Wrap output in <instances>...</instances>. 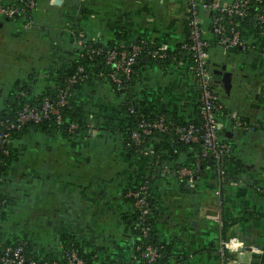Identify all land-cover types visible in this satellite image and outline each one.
<instances>
[{
  "label": "crops",
  "instance_id": "crops-1",
  "mask_svg": "<svg viewBox=\"0 0 264 264\" xmlns=\"http://www.w3.org/2000/svg\"><path fill=\"white\" fill-rule=\"evenodd\" d=\"M187 10V0H37L28 28L0 16V109L22 86L38 94L57 84L64 52L80 32L86 41H142L175 51L186 36ZM209 14L200 11L205 39L211 37ZM245 30L255 49L208 47L213 88L230 113L219 132L231 149L222 187L211 170L194 186L162 170L152 181L153 228L159 241L172 245L175 264H221V254L235 250L243 251L238 264H264V216L231 224L244 210L264 215V195L257 191L264 188V33L252 24ZM142 75L134 92L145 109L169 111L180 121L197 118L199 86L187 52L165 65L148 61ZM77 96L88 112L87 131L72 138L27 132L18 141L24 145L18 160L0 175L3 239L26 237L35 255L58 256L61 237L71 235L97 264H133L135 225L125 192L148 174L150 159L123 146V113L107 84L85 85ZM238 118L255 127L240 128Z\"/></svg>",
  "mask_w": 264,
  "mask_h": 264
},
{
  "label": "trees",
  "instance_id": "trees-1",
  "mask_svg": "<svg viewBox=\"0 0 264 264\" xmlns=\"http://www.w3.org/2000/svg\"><path fill=\"white\" fill-rule=\"evenodd\" d=\"M201 4L210 5L213 3L210 0H202ZM0 4H18L22 5L23 2H18L17 0H12L10 3H3L0 0ZM264 8V0H250L247 4L245 10V15H228L225 13H220L214 11L209 14V31L211 34L210 39H206L208 42V47L211 44L217 43V36L213 31V18L214 16H222L220 22L223 24L226 33L230 31L231 28L237 29L242 36H245V28L253 24L257 29V32L264 33V23L255 19L256 15L261 13ZM204 9V8H203ZM201 11V10H200ZM33 11L25 8L24 14H19L13 20L23 23L28 17L32 20ZM188 13L185 20L186 36L185 39L178 44L175 51H163V57L157 58L152 57L151 52L157 50L158 46H154L151 43H143L138 41L136 43L141 44V51L138 54L137 60L133 65L132 73L128 78H124L120 75L121 82L117 85L115 82L108 78V73L112 70V66L106 64V50L111 48H118L121 42H110L108 44H101L93 41H87L82 46H75L71 50H66L65 56L67 64L65 67L57 70L56 83L55 85L46 86L42 92L35 94L31 89L27 87L18 88L16 92H11L5 98L3 105L0 109V133L7 132L9 142H3L0 146V175L12 164L17 161L22 151L24 150V145L18 143L24 134L29 131H40L42 133L59 132L66 137H76L78 134L87 131L89 128L88 122V112L85 110L84 106L79 102L77 92L85 85L91 83H104L107 84L110 90L113 92L115 97L118 99V106L123 113V118L121 120L122 127L119 128V134L122 139L123 146L128 149L133 154L143 155L142 150L148 149L150 152L148 157L150 159V170L147 175H142L140 180L146 178L152 185L154 175L159 173L167 163H170L177 170L180 167H187L190 169H195L194 177L196 181L205 178L208 170L214 172L218 180V189L222 187L223 182L219 183V168L225 169L226 162L230 156V152L219 160L213 158H204L201 155L202 143L192 142L184 143L179 140L175 129L177 126H181L187 122H193L197 126H201L202 119L197 116L196 119L190 121H180L176 118L175 114L169 111H163L158 114H153L144 108L143 103L137 99L135 95V86L142 80V71L145 69L146 63L148 61H153L158 64H169L175 62L178 59V54L181 52H187L185 48L182 47L183 44L188 43ZM238 24V27H235ZM250 47V45H249ZM241 50L237 48H229L230 51L242 52L250 50ZM258 50V49H257ZM264 55V50H259ZM191 56V55H190ZM189 56V57H190ZM74 77L75 82H69L68 80ZM213 88V83L211 86ZM66 91V103L60 106V114L63 118L62 122H58L55 116H51L49 119H45L40 122H26L19 126H15L9 130H5L4 124L8 122H15L18 112L26 105L38 106L43 102L44 99L54 100L57 94L62 91ZM21 93H24L22 95ZM200 95V91H199ZM218 95V93H217ZM199 105V101H198ZM198 109V108H197ZM215 114V121L219 124L218 129V140L223 142L219 138L220 123L225 119L230 117V113L220 100L216 102V108L213 110ZM8 120V122H7ZM153 122L161 120L165 126V130L153 129L150 134H141L139 142H136L132 137L134 131H140L138 124L142 121ZM241 123H247L246 120L238 118ZM17 125V123H14ZM70 124H75L74 128H69ZM259 128L264 130V124H260ZM5 150L6 152H3ZM186 153V159L181 161L179 159L182 153ZM175 161V162H174ZM177 161V162H176ZM173 162V163H172ZM176 179L183 181L185 183V178L179 177L177 174L172 175ZM223 179H225V174H223ZM222 177V175H221ZM257 191L264 195V188L258 187ZM127 192V191H126ZM125 192V197L133 203V198L127 197ZM0 199V256L6 247H18L21 246L22 254L25 260H30L35 257L34 244L26 237H15L11 240H4L2 235V223L6 213L5 204ZM147 202L149 204L150 210L146 215L145 224L153 228L152 215L155 208V200L153 198L152 192H150L147 197ZM138 210L132 206V216L133 222L138 220ZM258 216H264L263 214H258V212H253L250 210H244L241 216L235 218L231 224L237 223L238 221H244L249 219H256ZM231 224L223 223L224 227H228ZM146 245H152L157 248L159 252V262L166 264H175L178 261V257L171 254V244L159 241L156 238L154 228L146 236H142L139 232V228L135 226V257L133 259V264H141V251ZM138 246V248H137ZM66 251H74L78 257L83 261V264H97L95 258L91 252L84 251L80 244L71 235H63L61 237V251L60 259L64 262V253ZM58 256L51 255H41L43 259L58 258ZM223 260L232 259L234 256L227 254H221Z\"/></svg>",
  "mask_w": 264,
  "mask_h": 264
},
{
  "label": "built area",
  "instance_id": "built-area-1",
  "mask_svg": "<svg viewBox=\"0 0 264 264\" xmlns=\"http://www.w3.org/2000/svg\"><path fill=\"white\" fill-rule=\"evenodd\" d=\"M18 2H23L22 5L16 4H0V16L6 19H14L19 14H24L25 8L30 11H33L36 7L37 0H17ZM250 0H234L228 3L213 2L210 5L201 4L200 0H187L188 2V29L189 42L182 45L183 48L189 54L192 61V70L193 76L195 77L197 84L199 86V105H198V116L202 119L201 126H197L193 122H187L181 126H177L175 132L179 140L184 143H192L200 141L202 143V152L201 155L204 158H213L219 160L225 155H227L231 149L230 146L225 142H220L218 140V129L219 124L215 121V114L213 110L216 108V102L218 95L214 89L211 88L214 70L208 67L207 58H208V42L203 37L202 27L200 24V10L206 9L210 13L217 11L220 13H225L228 15H245V10L247 4ZM258 21L264 23V8L261 13L255 16ZM222 16H217L213 18V31L217 36L218 45L224 47L225 49L229 48H239L241 50L255 49L256 46L247 41L245 36H242L237 29L231 28L228 33L220 22ZM32 20L26 18L22 23L23 27H30ZM253 25V24H252ZM235 27H238V24H235ZM83 35L79 34L80 38H74L75 46H82L87 41ZM146 43V42H143ZM141 44L133 43L129 46L121 43L118 48H111L106 50V64L112 66V70L108 73V78L115 82L117 85L120 84L121 79L120 75L124 78L132 73L133 65L135 64L138 54L141 51ZM259 50H264L259 48ZM163 47H157V50L151 52L152 57L161 58L163 57ZM261 57L264 58L262 52H260ZM69 82H75V78L71 77ZM24 95V93H21ZM66 91H60L54 100L44 99L41 104L38 106H30L26 104L17 114L15 122H7L4 124L5 130L14 128L26 122H40L45 119H49L52 115L55 116L56 121L62 122L63 118L60 114V106L66 103ZM14 123H17L15 125ZM237 126L242 129H252L254 124L241 123L239 120L236 121ZM75 124H70V129L74 128ZM138 127L140 131H134L132 137L136 142H139L141 134L148 135L153 129L165 130L161 120L146 122L142 120ZM9 142L7 132L0 133V146L3 142ZM3 152H6L3 150ZM149 150H142V154L148 157ZM195 170V169H194ZM193 169L187 168L185 166L178 168L177 170L170 163H167L163 167L162 171L169 173L171 175L177 174L181 178H185V182L190 185H195V177ZM219 182L224 181L223 174L225 169L219 168ZM222 175V177H221ZM151 192V184L149 180L143 178L139 180L137 186L128 190L126 192L127 197L133 198L132 206L138 210V220L135 222V226L139 228V232L142 236H146L153 229L151 226L145 224V218L147 213L150 210L149 204L147 202V197ZM226 245L225 243L222 244ZM224 247V246H223ZM222 247V248H223ZM138 248V246H137ZM222 248L221 251H222ZM234 257L229 260H221V264H238L242 257L243 251H234ZM240 255V257H239ZM159 252L157 248L152 245H146L141 251V264H166L159 262ZM61 255L58 258L52 259H43L41 255H35L30 260H25L24 255L22 254L21 246L12 248L6 247L3 253L0 256V264H83V261L74 251H66L64 253L65 261L63 262L60 259Z\"/></svg>",
  "mask_w": 264,
  "mask_h": 264
},
{
  "label": "water",
  "instance_id": "water-1",
  "mask_svg": "<svg viewBox=\"0 0 264 264\" xmlns=\"http://www.w3.org/2000/svg\"><path fill=\"white\" fill-rule=\"evenodd\" d=\"M224 81H225V77H224Z\"/></svg>",
  "mask_w": 264,
  "mask_h": 264
}]
</instances>
